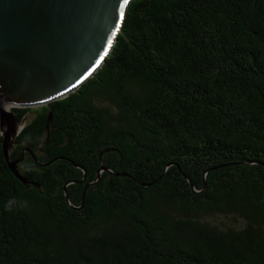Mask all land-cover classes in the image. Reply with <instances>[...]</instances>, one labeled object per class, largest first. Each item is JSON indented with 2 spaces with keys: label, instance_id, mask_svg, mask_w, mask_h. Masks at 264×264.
Here are the masks:
<instances>
[{
  "label": "trees",
  "instance_id": "1",
  "mask_svg": "<svg viewBox=\"0 0 264 264\" xmlns=\"http://www.w3.org/2000/svg\"><path fill=\"white\" fill-rule=\"evenodd\" d=\"M11 110L0 264H264V0H131L90 78Z\"/></svg>",
  "mask_w": 264,
  "mask_h": 264
},
{
  "label": "water",
  "instance_id": "2",
  "mask_svg": "<svg viewBox=\"0 0 264 264\" xmlns=\"http://www.w3.org/2000/svg\"><path fill=\"white\" fill-rule=\"evenodd\" d=\"M130 1L0 0V134L5 161L22 183L16 163L31 151L9 160L25 122L11 108L45 105L90 78L116 41Z\"/></svg>",
  "mask_w": 264,
  "mask_h": 264
},
{
  "label": "bare ground",
  "instance_id": "3",
  "mask_svg": "<svg viewBox=\"0 0 264 264\" xmlns=\"http://www.w3.org/2000/svg\"><path fill=\"white\" fill-rule=\"evenodd\" d=\"M10 108V104L5 105L4 109H9Z\"/></svg>",
  "mask_w": 264,
  "mask_h": 264
},
{
  "label": "rangeland",
  "instance_id": "4",
  "mask_svg": "<svg viewBox=\"0 0 264 264\" xmlns=\"http://www.w3.org/2000/svg\"><path fill=\"white\" fill-rule=\"evenodd\" d=\"M34 107H35V106H34ZM36 107H37V106H36ZM29 117H30V116H25L24 118H25V119H28Z\"/></svg>",
  "mask_w": 264,
  "mask_h": 264
},
{
  "label": "snow or ice",
  "instance_id": "5",
  "mask_svg": "<svg viewBox=\"0 0 264 264\" xmlns=\"http://www.w3.org/2000/svg\"><path fill=\"white\" fill-rule=\"evenodd\" d=\"M124 2H125V3H127V2H128V0H124Z\"/></svg>",
  "mask_w": 264,
  "mask_h": 264
}]
</instances>
